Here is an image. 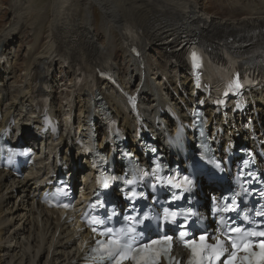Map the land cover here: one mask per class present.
Returning a JSON list of instances; mask_svg holds the SVG:
<instances>
[{"label":"bare ground","instance_id":"bare-ground-1","mask_svg":"<svg viewBox=\"0 0 264 264\" xmlns=\"http://www.w3.org/2000/svg\"><path fill=\"white\" fill-rule=\"evenodd\" d=\"M200 1L0 0L5 16V24L0 26V58L5 59L0 64V133L12 136L14 132L16 144L17 130L22 129L23 135L31 136L40 157L48 154L50 159L41 160L24 178L0 171V264L82 262L73 223L36 206V198L55 180L53 174L61 175L58 163L74 173L78 156L75 160L72 155L76 144L70 128L54 142L38 139L41 123L40 115L32 110L35 98H50L49 114L63 126L62 116L73 113L86 125L88 101L100 97L138 144L137 125L122 108L121 94L102 78L94 90L76 88V80L86 75L90 65L105 60L125 92L135 95L134 102L138 98L141 105L148 104L143 110L150 120L148 127L163 140L161 128L166 124L172 135L176 127H171V121H158L157 117L166 108H173L183 122H189L190 114L204 99L194 91L190 77L179 75L172 60L171 52L178 42L185 37L211 47L230 39L234 44L251 41L256 32L264 30V0H220L218 5L227 15L208 12ZM95 9L99 11L98 24ZM127 31L138 33L134 44L127 42ZM26 36H30L29 41H25ZM20 60L23 64L17 67ZM65 66L63 77L68 83L57 97V73ZM243 100L248 105L245 118L218 116L208 108L209 122H216L226 135L234 137L243 133L251 137V122L264 140V88L244 95ZM102 127L99 123L97 130ZM104 140L100 139L101 148ZM133 150L137 151L136 145Z\"/></svg>","mask_w":264,"mask_h":264},{"label":"snow or ice","instance_id":"snow-or-ice-1","mask_svg":"<svg viewBox=\"0 0 264 264\" xmlns=\"http://www.w3.org/2000/svg\"><path fill=\"white\" fill-rule=\"evenodd\" d=\"M192 65L194 68L199 69L201 67V56L193 49L189 53ZM242 84L239 79L235 80L233 84L229 85L230 91L232 89H240ZM227 95V93H225ZM200 103H203L201 101ZM155 151V150H154ZM216 168H220V163L215 164ZM155 169L158 172L160 165H155ZM145 177L149 175L148 172H144ZM155 175V173H153ZM159 180V177H157ZM125 184L131 186L135 184L133 179H127ZM174 188L187 189V186L191 185V181L188 177L183 178V182L173 183L172 179L167 182ZM102 186L107 188L108 178H105L102 182ZM264 195V193H262ZM137 196L135 189H131L128 193L130 200ZM174 195L173 199H177ZM235 201L227 203L222 211L227 212L229 209H234ZM67 207V205H65ZM163 221L176 224L178 219V213L176 211H169L168 208L163 209ZM262 213L258 212L257 215ZM112 215H115L113 213ZM112 215L107 216V221L112 220ZM128 222L127 226L121 228L119 232L113 235V228L106 226L104 219L93 218L90 223L95 225L92 231L95 233L98 231L96 226H103V230L100 235L107 237V243L103 241H96L101 245L104 255L100 257L101 260H107L111 264H124L125 261H131L133 264H160L162 256H167L169 264H175L172 256L170 255L173 247V236L160 235L154 239H144L145 233L143 228H137L138 225H145L149 221V217L144 216L140 218L138 216L128 215L124 217ZM244 219H247L245 217ZM224 220V217H221ZM183 226V225H181ZM235 234V235H233ZM185 237L184 247L191 251V258L188 264H264V239L258 244H253L248 237H261L264 238V231H244L238 226H232L229 231H221L219 235L215 232L208 234L207 231L200 233L198 236H189L187 231L180 233ZM259 248V253L253 249ZM240 253H246L241 259Z\"/></svg>","mask_w":264,"mask_h":264},{"label":"rangeland","instance_id":"rangeland-1","mask_svg":"<svg viewBox=\"0 0 264 264\" xmlns=\"http://www.w3.org/2000/svg\"><path fill=\"white\" fill-rule=\"evenodd\" d=\"M4 1L7 2L8 0H4ZM219 1L220 0H201L200 2L202 4V6L204 5V7L208 10V12H211L214 14L220 13L223 15H227V14H224V12H223L224 9L218 5ZM0 5H1V2H0ZM2 6H3V2H2V5L0 6V8H2ZM227 7L228 6H226L225 8L227 9ZM224 11H226V10H224ZM2 13H3V10H0V26L5 24V16ZM95 17H96V24H98L100 21V18H99V11L97 9H95ZM29 40H30V36H26L25 41H29ZM16 45H17V42H16ZM153 53H156L158 55V57H160V54L158 51L157 52L153 51ZM118 55H120V54H118ZM118 63H120V62H118ZM17 64H18L17 67H19L23 64V61L20 60L17 62ZM58 77H59V84H58L57 91H59V93H56V96L60 97V91L64 90V87L67 84V79H65L63 77L62 71H58Z\"/></svg>","mask_w":264,"mask_h":264}]
</instances>
